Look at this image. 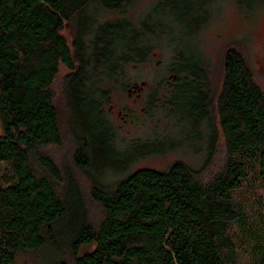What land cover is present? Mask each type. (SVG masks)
<instances>
[{"label": "trees", "instance_id": "trees-1", "mask_svg": "<svg viewBox=\"0 0 264 264\" xmlns=\"http://www.w3.org/2000/svg\"><path fill=\"white\" fill-rule=\"evenodd\" d=\"M133 1L0 0V264H16L18 250H38L45 237L62 230L71 264H233L229 233L233 225H248L236 197L251 171L259 180L258 199L264 207V89L255 83L241 53L228 47L221 87L212 102L207 61L198 44L189 41L200 29L204 0L174 1L175 8L179 4L183 9L181 15L173 10L178 14L174 21L190 19L196 26L191 37H184L185 30L176 42L167 40L172 52L165 70L175 75V84L161 107L172 109L173 121L176 118L189 133L167 139L168 146L175 144L170 141L192 145L199 141L200 125L212 104L224 152L219 169L200 181L185 163L174 161L165 170L135 169L112 189L94 186L90 195L103 214L97 225L88 222L79 208L77 186L70 176L63 196L57 192L61 173L45 151L59 142L51 86L61 65L67 70L64 104L76 135L75 167L84 172L91 160L98 169L104 162L114 166L113 161H123L116 166L121 171L137 158L126 162L133 144L122 152L116 149L115 132L102 107L106 90L101 81L115 83L127 62L136 67L150 61L148 52L163 45L161 11L154 12L156 23L147 28L144 20L133 24L128 19L90 27L83 54H72L61 34L77 17L73 43L81 48L79 37L87 29L82 28L81 15L88 4L120 10ZM92 69H99L92 72L93 78L88 74ZM166 72L164 76L170 75ZM98 75L100 84L94 79ZM208 139L210 151L216 137L208 134ZM253 237L246 264H264V232ZM86 247L91 249L81 251Z\"/></svg>", "mask_w": 264, "mask_h": 264}, {"label": "rangeland", "instance_id": "rangeland-1", "mask_svg": "<svg viewBox=\"0 0 264 264\" xmlns=\"http://www.w3.org/2000/svg\"><path fill=\"white\" fill-rule=\"evenodd\" d=\"M174 1L177 0H134L130 4L124 5L120 10H105L96 2H91L81 15L82 20H85L83 23L85 27L82 28H87L79 37L81 48H75L73 43L78 36L79 22L77 23V17L67 22L61 32L70 48V52L72 54L78 52L83 54L85 45L91 39L89 32H87L90 27L128 19L133 24H136L139 20H144L147 28L156 23L153 15L156 10L161 11L160 15L162 14L158 19L164 31V38L159 41L163 45H155L152 51L148 52V54L151 53L150 61L137 64L136 67L135 63L127 62L121 68L123 77L117 78L115 83L103 85L101 81L103 90H106L104 92L105 96H112L111 99L109 97V103L114 105V112L111 114L109 112L110 118L108 120L115 132L116 149L122 152L129 147L130 141L150 135L157 143L154 152L142 153L145 148L140 147L126 151V159L130 157L137 158H132L129 162H127V159V163L121 171L116 166L121 165L123 161H113L114 166L104 162L100 167L101 169H98L95 167L97 163L94 165L91 159V161L88 159L89 164L92 162V165H89L87 171L79 170L75 167L72 159V153L76 146V135L74 134L70 112L63 99V81L67 74L64 66L59 67L51 86L58 112L60 134L59 142L47 146L45 152L51 157L61 173L63 182L55 185L56 190L63 196L65 180L67 176H70L77 186L79 208L82 209L87 221L93 225H97L103 215L100 206L90 195V190L94 186L112 189L118 180L135 169L151 167L157 170H165L174 161L185 163L198 180L206 181L219 169L223 162L224 152L220 130L212 104L209 106L210 111L207 112V118L204 120L205 125H200L198 142L196 141L195 144L191 145L189 141H187L189 144L170 141L175 144L173 146L167 144L168 140H172L173 137L178 138L180 132L187 137H189L187 135L189 133L187 129L185 130L179 125L176 118L173 121V117L176 115L172 112V109H168L166 106L161 107V99L158 98L159 95L155 92L171 58V46L167 47L166 43L167 40L172 38L176 42L178 38L183 36L185 30L186 35L184 37H191L196 26L194 25L195 22L190 19L186 22L183 19L180 22L174 21L175 15L183 13L181 5L177 4L176 8L174 7ZM204 7L205 10L202 12V18H200L202 20H200L201 24L197 37L194 35V38L189 41L198 44L199 50L207 61V79L211 89L210 98L213 99L212 102L221 87L223 56L228 47H234L241 53L250 68L255 83L261 89H264V0H204ZM99 69H92L88 74H91L93 78L92 72L99 73ZM164 77L169 79L166 75ZM94 79L100 84L99 75L94 76ZM133 81L137 83L144 82V96L151 94V99L150 103L148 102L150 105L148 112H142L141 116L138 114L137 121L131 124V122L123 121L121 116L116 115V110L127 103H134V100L128 98L127 92L122 87V84ZM89 87L91 86L89 85ZM144 103L146 101L137 99L136 107L140 108ZM107 105L108 103L105 106L107 107ZM208 134L216 137L210 151L208 150L210 143ZM160 144L161 146L158 148L157 146ZM170 147H173V149ZM106 165H110L113 169L111 167H109L110 170L104 169L103 167ZM251 169H254V167ZM258 186L259 180L254 171H251L249 181L237 193L236 199L244 207L243 213L248 218V225L240 227L236 224L230 230L229 236L232 248L230 253H232L233 264H246L254 246V240L252 239L254 234L257 232L259 235L264 232V207L262 201L258 199V196L262 195V190ZM75 208L76 205L74 211ZM66 225L64 224L63 227L66 228ZM64 238L65 233L63 230L61 233L55 231L52 237H45L44 244L40 249L35 251L18 250L15 256L16 264H51L56 260H64L71 264L70 249L66 246ZM90 249V247H86L82 248L81 251Z\"/></svg>", "mask_w": 264, "mask_h": 264}, {"label": "flooded vegetation", "instance_id": "flooded-vegetation-1", "mask_svg": "<svg viewBox=\"0 0 264 264\" xmlns=\"http://www.w3.org/2000/svg\"><path fill=\"white\" fill-rule=\"evenodd\" d=\"M169 73L170 75H166L169 79L165 78L164 76L159 80L158 83V88L157 91H155L158 95H159V99H161V102L164 101V99L166 98V96L168 95V93L170 92L171 88L173 87V85L175 84V75L170 73V72H166ZM116 80H113V82H115ZM108 85V84H107ZM123 86V90L125 92H127L128 94V98H131L132 100H134V103H127L125 106H123L122 108H117L116 110V115L121 116V118L123 119V121L126 122H131L134 123L135 121H137L136 119H138V114L141 116L142 112H148V110L150 109V99H151V94H149L148 96H144V89H145V84L144 82H139L137 83L136 81H133L131 83H125L122 84ZM126 87V88H125ZM110 99L112 98V96H109ZM108 95L105 97V100L102 103V107H103V111L106 115V119L111 127V129L113 130V126L111 125V123L109 122V112L110 114L114 112L113 104H110ZM137 99L140 100H144V102L146 101V103H144V105L140 108L136 107V103H137ZM149 102V103H148ZM108 103L107 107L105 106ZM134 140V139H132ZM154 138H151L150 135L144 137V138H138V140L135 141H130V144H133L132 146L135 148H145L147 149L145 153H151L155 150L157 143L154 142ZM132 147V148H133Z\"/></svg>", "mask_w": 264, "mask_h": 264}]
</instances>
